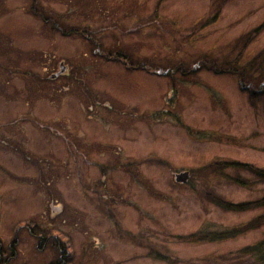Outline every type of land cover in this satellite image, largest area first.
I'll use <instances>...</instances> for the list:
<instances>
[{"label":"rangeland","instance_id":"rangeland-1","mask_svg":"<svg viewBox=\"0 0 264 264\" xmlns=\"http://www.w3.org/2000/svg\"><path fill=\"white\" fill-rule=\"evenodd\" d=\"M262 51L264 0H0V264H234Z\"/></svg>","mask_w":264,"mask_h":264},{"label":"trees","instance_id":"trees-1","mask_svg":"<svg viewBox=\"0 0 264 264\" xmlns=\"http://www.w3.org/2000/svg\"><path fill=\"white\" fill-rule=\"evenodd\" d=\"M264 51L259 52L257 55L258 56H253L248 63V65L246 67H244L245 69L250 68V70H252L255 74L256 71L253 70L256 62H259L260 60L264 61ZM260 59V60H259ZM255 63H253L254 61ZM261 62V61H260ZM251 63L253 64L251 67ZM263 68V65H261ZM229 70H237L236 68H229ZM254 75V74H253ZM240 80V79H239ZM242 88L243 85L241 84ZM234 165V164H232ZM264 170H259V173L264 174L263 173ZM220 205H222V207L228 209V210H236V211H242L245 209H248L250 207H261L264 206V196L261 197L260 199L254 200V201H250V202H238V203H232V202H223L221 204V202H218ZM234 231H222L221 233H219L217 236H215L214 238L216 239H220L226 235L231 236L232 234H234ZM234 264H264V238L256 241L255 243L249 244L245 247H243L242 249H240L237 253V255L234 258Z\"/></svg>","mask_w":264,"mask_h":264},{"label":"water","instance_id":"water-1","mask_svg":"<svg viewBox=\"0 0 264 264\" xmlns=\"http://www.w3.org/2000/svg\"><path fill=\"white\" fill-rule=\"evenodd\" d=\"M61 66H62V64H61ZM62 69H63V67H61V70ZM174 178H175L176 182L185 183L189 178V172L187 170L180 171V172L175 174Z\"/></svg>","mask_w":264,"mask_h":264},{"label":"flooded vegetation","instance_id":"flooded-vegetation-1","mask_svg":"<svg viewBox=\"0 0 264 264\" xmlns=\"http://www.w3.org/2000/svg\"><path fill=\"white\" fill-rule=\"evenodd\" d=\"M57 264H66V262H64L63 259H62V260H59V262Z\"/></svg>","mask_w":264,"mask_h":264}]
</instances>
